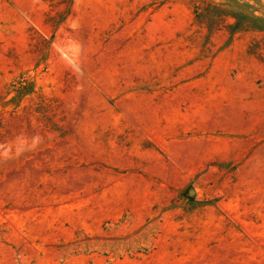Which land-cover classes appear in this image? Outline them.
<instances>
[{
	"label": "rangeland",
	"instance_id": "obj_1",
	"mask_svg": "<svg viewBox=\"0 0 264 264\" xmlns=\"http://www.w3.org/2000/svg\"><path fill=\"white\" fill-rule=\"evenodd\" d=\"M0 264H264V0H0Z\"/></svg>",
	"mask_w": 264,
	"mask_h": 264
}]
</instances>
